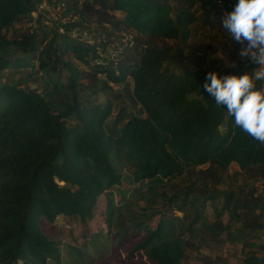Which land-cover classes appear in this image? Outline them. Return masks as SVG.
Masks as SVG:
<instances>
[{
    "label": "trees",
    "instance_id": "trees-1",
    "mask_svg": "<svg viewBox=\"0 0 264 264\" xmlns=\"http://www.w3.org/2000/svg\"><path fill=\"white\" fill-rule=\"evenodd\" d=\"M229 2L67 0L63 15L73 13L77 22L107 23L110 32L133 33L134 43L120 60L97 63L94 44L73 37L63 40L69 34L56 29L50 38L32 29L9 40V28L22 17L32 20L37 5L32 9L31 0H0V171L6 175L0 181V264L59 263L65 242L56 219L89 213L102 194L110 198L122 180L120 163L128 165L137 191L145 187L165 198L166 206L183 210L187 230L195 229L207 202L219 194L209 187L207 176L218 175L233 162L251 176H264V143L237 127L227 108L204 88L207 74L217 72L201 65L209 54L224 55L221 76L242 75L256 67L250 60L238 63L240 47L230 45L235 40L221 29V17L237 0ZM168 39L189 49V56L183 49L177 55L194 57L195 65L174 70L175 47ZM13 43L16 49L11 50ZM16 50L20 56L13 58ZM35 58L37 68L30 65ZM19 67L24 70L17 77ZM7 68L11 70L5 73ZM39 72L43 80L37 83ZM116 83L122 90L115 89ZM99 92L105 100H99ZM186 172L200 185L192 182L182 190L179 179ZM244 192L243 186L220 192L223 200L214 228H230L223 223L225 212L240 217V209L252 214L249 224L264 226V209L256 213L260 199ZM115 210H110V223ZM144 217L131 218L119 231L125 235L140 229ZM185 243L178 227L161 219L155 229L147 228L131 252L142 251L153 264H182ZM242 264H264V251L251 250Z\"/></svg>",
    "mask_w": 264,
    "mask_h": 264
},
{
    "label": "rangeland",
    "instance_id": "rangeland-1",
    "mask_svg": "<svg viewBox=\"0 0 264 264\" xmlns=\"http://www.w3.org/2000/svg\"><path fill=\"white\" fill-rule=\"evenodd\" d=\"M62 1L65 3L63 6L66 7L67 0ZM41 13L42 14L39 15L36 11L32 12V20L22 17V19L15 21L6 33L7 38L9 40L18 39L24 31H32V29H35L37 32L45 31L48 38L53 36L54 29H56L53 22L56 20H49L45 15V13H47L46 11ZM54 13L55 12H52V14ZM59 13L62 17L75 15L73 13L63 15V9ZM58 14L56 13L55 19H57V17L59 18L60 14ZM118 15L122 17V14ZM88 25L95 28L93 30L96 32L104 31V29H100L101 26L97 22H92ZM195 26L199 27V23L195 24ZM73 28L70 30L65 29L63 32L58 30L61 34H69L70 37L64 36L63 40H71V37H73L77 41H81V36H74ZM110 28L111 27H109V29ZM221 29L223 32L227 31L224 27ZM211 31L212 34H215L217 29ZM115 35H120L123 41L127 39V47H125L124 51L120 54L119 59L115 60L118 61L126 53V48L132 47L134 36L132 31L119 30L109 32L107 37ZM125 35L127 38H124ZM199 35H202L201 37L204 36L203 30H201ZM194 39L195 38L192 37L191 42H193ZM205 40L208 42L210 38H205ZM161 42L160 40L158 41V43ZM166 42L175 47V62L172 65L174 70H181L185 67H192L195 65L194 57L188 58L177 55V51L183 49L182 44L178 40L168 39ZM232 43L239 46L240 50L247 44L246 41L243 43L230 41V45H233ZM8 47L11 50L16 49L14 43ZM240 50L237 54L241 58L238 63H246L248 59L240 56ZM16 51L13 58L20 56V51ZM182 51L185 55L189 56V49H183ZM188 51L189 53H187ZM66 59L72 60L70 54L66 55ZM38 61L39 60L35 58L30 61V65L33 64L34 67L37 68ZM225 63L226 59L224 55L220 51H217L204 58L201 65L204 68L214 69L221 74V70ZM28 67L30 68V66ZM19 69L20 70H16L19 71L17 77L21 75V71L24 70V67H19ZM10 70L11 68H7L4 72L8 73ZM244 74L245 72L242 73V75ZM52 75L57 76L58 74L53 73ZM42 76L43 74L39 72L37 75V83L42 82ZM59 77L61 80L65 79L62 73ZM113 86L118 91L122 90L120 84L116 83ZM98 97L100 101L106 99V95L103 92H99ZM128 99L129 98H127V100ZM130 109L136 110V108L133 107H130ZM205 167H207V165H205ZM118 169L122 174V180L121 183L111 191L110 198L107 194H102L99 196L96 206L89 213H82L81 215L69 218L59 216L56 219L55 225L60 227L59 236L62 241L65 242V245L61 252L60 262L57 263L54 262V260H50V264H153L142 251L131 252V249L142 239L147 228L155 229L161 219L174 223V225L178 227V233L185 236V255L182 259V264H242L243 259L251 250L258 251L259 253L264 251V226L257 228L249 224L252 219V214L248 211L240 209L238 212L240 217H238V215L233 216L229 211L225 212L223 223L232 225L225 230L214 228L212 224L215 221V213L220 208L223 200V195L220 192L225 190L228 186L236 188L243 186L245 188V195H251L248 193H252L253 199L261 200V203L259 202L260 200L258 201L259 205L256 208V213L262 211V209H264L261 207L264 206V203H262V201H264V176L257 173L251 176L240 169L235 162L231 163L226 170H218V175L207 176L205 179L209 187H216L219 194L215 201L207 202L208 204L205 208L204 217L197 222L195 229L191 228V230H187L188 220L185 219L183 210L177 205L166 206L165 198L156 195V192H151L152 190L150 191L145 187L137 191L135 187L138 184L131 183V170L127 164L120 163ZM4 179H6V175L0 171V181ZM192 182H198L197 178L195 175L187 172L179 179L182 190L190 186ZM196 185H200L199 182L196 183ZM155 190L161 192L160 188H155ZM212 190L214 189H210V191ZM210 191H205L203 194L208 195ZM114 206L117 212H115V216L111 219L110 223L109 213ZM144 214V223L140 229L127 231L125 235L123 232L119 231V226H121V224L125 227L131 223V218L138 219V215L142 218ZM262 222L264 224V220H262ZM90 231L93 233H91L87 239H84L85 234ZM166 231L169 232L168 229ZM68 242L78 246L71 247L67 244Z\"/></svg>",
    "mask_w": 264,
    "mask_h": 264
},
{
    "label": "clouds",
    "instance_id": "clouds-1",
    "mask_svg": "<svg viewBox=\"0 0 264 264\" xmlns=\"http://www.w3.org/2000/svg\"><path fill=\"white\" fill-rule=\"evenodd\" d=\"M221 23L232 39L247 42L239 54L256 67L244 75L209 72L204 88L227 108L237 127L264 143V86H257L264 85V0H237Z\"/></svg>",
    "mask_w": 264,
    "mask_h": 264
},
{
    "label": "built area",
    "instance_id": "built-area-1",
    "mask_svg": "<svg viewBox=\"0 0 264 264\" xmlns=\"http://www.w3.org/2000/svg\"><path fill=\"white\" fill-rule=\"evenodd\" d=\"M200 1V0H197ZM211 3H218L221 4L225 0H208ZM236 0H230L229 5L232 3H235ZM65 3L64 1H56L53 0V2H49L48 0H41L34 11L38 12V14H42L41 12L46 11L45 13L46 17L49 20H56L54 23V26L56 27V30H63L66 29L65 26L70 25L73 22H76L77 24L73 28V34L74 36H81V41L88 44H94L96 46L97 52L99 53V58L96 61L97 63H105L107 59L117 60L120 57V54L124 51L126 46L127 39L123 41L120 37V35H115L111 37H107L109 31V25L107 23H104L103 27H100V29L106 30V32H96L95 28H92L90 25H88L86 22H77L79 21V18L77 15H68L66 17H62L59 12L64 10ZM33 11V12H34ZM52 12H55L52 14ZM56 13L59 15V18L55 19ZM53 16V17H52ZM56 23V24H55ZM106 27V28H105ZM97 28V26H96ZM59 32V31H58ZM124 38H127L125 35ZM107 58V59H106Z\"/></svg>",
    "mask_w": 264,
    "mask_h": 264
},
{
    "label": "crops",
    "instance_id": "crops-1",
    "mask_svg": "<svg viewBox=\"0 0 264 264\" xmlns=\"http://www.w3.org/2000/svg\"><path fill=\"white\" fill-rule=\"evenodd\" d=\"M39 2H40V0H31L30 6L32 7V9H34Z\"/></svg>",
    "mask_w": 264,
    "mask_h": 264
},
{
    "label": "water",
    "instance_id": "water-1",
    "mask_svg": "<svg viewBox=\"0 0 264 264\" xmlns=\"http://www.w3.org/2000/svg\"><path fill=\"white\" fill-rule=\"evenodd\" d=\"M187 53H189V51H188ZM199 53H201V52H199ZM221 128H222V127H221ZM60 216H62V215H60Z\"/></svg>",
    "mask_w": 264,
    "mask_h": 264
}]
</instances>
